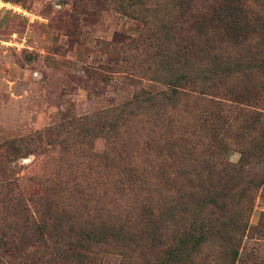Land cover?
Returning a JSON list of instances; mask_svg holds the SVG:
<instances>
[{"label": "rangeland", "instance_id": "1", "mask_svg": "<svg viewBox=\"0 0 264 264\" xmlns=\"http://www.w3.org/2000/svg\"><path fill=\"white\" fill-rule=\"evenodd\" d=\"M235 1L243 4L240 18H252L245 9L264 17V0ZM165 2L0 0V264L17 262L19 249L34 251L61 238L74 225L71 216L81 223L101 217L124 224L129 241L97 247L69 264L160 263L161 247L148 238L152 213L174 206L163 224L167 240L174 230L187 232L211 220L208 199L195 197L210 173H225L197 163L217 154L236 164L247 156L243 191L225 203L233 211L225 222L239 228L232 226L233 239L214 234L196 263L264 264V69L210 86L179 87L178 101L164 103L168 120L130 107L136 115L120 129V144L98 131L82 143L66 139L68 132L106 125L103 117L119 114L137 93L168 90L161 82L163 51L155 47L150 23L163 28L173 20L162 18L174 9L170 0L159 8ZM180 25L184 38L195 31L190 21ZM209 27L200 26L203 38ZM245 35L241 41L250 40L251 47L244 50H254L259 34ZM86 116L91 119L77 125ZM250 180L260 183L252 190ZM240 199L243 207L235 203Z\"/></svg>", "mask_w": 264, "mask_h": 264}, {"label": "trees", "instance_id": "2", "mask_svg": "<svg viewBox=\"0 0 264 264\" xmlns=\"http://www.w3.org/2000/svg\"><path fill=\"white\" fill-rule=\"evenodd\" d=\"M165 1L167 2L160 5L159 8L169 6L168 0ZM170 2L174 7L173 11L163 12L165 14H162V18L167 15L173 18V20H167L168 26L156 28V23L150 20L151 25H153L151 36L157 40L155 47L163 51L161 56L164 58L165 72L161 77V82L168 86V90L159 93H148L146 91L137 93L135 98L118 108L119 114L109 118L108 116L103 117L104 121L107 122L106 125H94L92 128L83 130L80 133L68 132L66 139L69 140V144L72 143L73 139L80 140L81 143L89 138L91 139L97 131L105 137L107 134L113 143L120 144L118 141L120 129L131 125L134 122L133 116L136 115V112L129 110L130 107H133L135 111L148 112L154 110L157 116L154 117L155 120H159V118L160 120H166L167 118L163 116L166 111L164 103L178 101L179 96L183 95V91L179 87L186 88L191 85L210 86L213 81L219 84L221 81H228L247 72L256 74L257 71L264 69L263 16L252 15L253 11L251 9H245V11H249L246 17L251 15L252 18H240L243 4L239 5L235 0H170ZM185 16L186 19H184ZM184 21H190L194 24L195 31H191L192 34L187 33L190 36L189 38L182 37L183 27L179 24ZM249 21H253L252 29L247 28ZM204 25L210 27L207 28V34L203 38L199 30L200 26ZM249 31L258 33V38H260L259 42L252 48L254 50L251 51L244 50V45L251 47L250 40L241 41L242 38H247L245 33ZM233 41H237L235 44L238 46L228 44ZM204 59H206V62L201 65ZM159 107L163 111L158 114L156 110ZM111 113L109 114L112 115ZM143 118H140V121ZM79 119L82 122H77V125L85 124L91 118L86 116ZM120 140L123 139L120 137ZM217 144L219 143L217 142ZM246 157L244 154L241 155L237 164L226 159H219V154L216 155L215 159L208 157L198 161V166L210 163L214 167H221L225 173V176L210 173L206 178L208 179V185L202 188L200 197L198 195L195 197L199 198L198 202L202 203L205 199H208L210 206L206 208H209L211 220L208 219L197 227L191 226L187 229V232L178 234V231L174 230L167 240L163 239L166 235V232L162 230L163 224L170 221L175 211L174 206L168 205L158 213H152L155 217L154 233H149L148 238H150L152 247H155L157 243L161 247L158 252V258H161V261L158 264H197V253L210 242L214 234L226 232V238H234L231 232L235 231L232 226L236 222L226 223L225 221H231L233 211L229 205L233 203L234 196L243 191L241 185L246 179L243 173ZM103 158L113 159L106 153L103 154ZM120 162L119 160L118 163ZM252 174L255 175L256 172L253 171ZM248 183H250L249 189L253 190L259 185L260 181L250 180ZM115 184L119 186L118 182H115ZM89 195L91 194H86L88 197ZM248 197L249 193L246 195V198ZM228 198L232 200L229 205H226ZM235 203L237 206H244L242 199L235 201ZM65 211L66 209H62V212ZM185 211L191 212L190 205L187 204ZM202 212L200 210L201 214H203ZM70 219L74 225L65 227L61 238L49 239V243L43 241L42 245L40 244V247L34 249V251L19 249L20 259L11 264H69V259H77L78 257L80 259V256L85 257L87 256L86 253L97 247L127 244L129 241V232L124 224L112 223L110 219L101 217H99L97 223L91 222L89 219L81 223L75 216H71ZM238 224L240 223L238 222ZM234 228H239V225H234ZM212 229L214 230L212 231ZM230 251L233 252V249H230Z\"/></svg>", "mask_w": 264, "mask_h": 264}]
</instances>
